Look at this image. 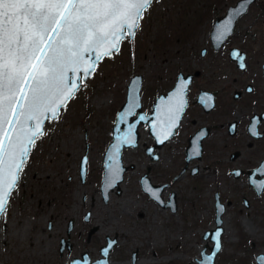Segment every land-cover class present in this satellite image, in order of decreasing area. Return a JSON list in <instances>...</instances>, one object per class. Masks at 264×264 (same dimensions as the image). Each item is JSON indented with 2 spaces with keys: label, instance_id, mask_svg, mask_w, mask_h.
I'll list each match as a JSON object with an SVG mask.
<instances>
[{
  "label": "rangeland",
  "instance_id": "1",
  "mask_svg": "<svg viewBox=\"0 0 264 264\" xmlns=\"http://www.w3.org/2000/svg\"><path fill=\"white\" fill-rule=\"evenodd\" d=\"M231 1L157 0L144 13L135 39L125 40L119 53L100 61L59 119H48L46 134L32 148L0 219V264H69L85 251L97 259L108 235L118 236L110 264H200L203 249L210 251L213 245L204 236L216 227V189L227 203L216 264L258 263L257 255L264 253V210L246 207L238 194L210 178H194L190 171L174 180L184 167L183 151L162 148L156 150L159 159L152 160L146 152L153 145L147 124L140 127L139 145L124 149L125 165L134 168L126 172L121 193L111 192L105 202L100 188L104 155L131 77L143 75V109L150 111L154 89L165 82L169 66L198 60L191 47L210 41L214 20ZM87 148L83 182L80 162ZM147 172L154 184H167L166 201L176 193L177 211L143 190L140 180ZM255 204L264 209V198ZM88 211L92 215L86 222ZM70 220L75 222L73 249L61 253Z\"/></svg>",
  "mask_w": 264,
  "mask_h": 264
},
{
  "label": "snow or ice",
  "instance_id": "2",
  "mask_svg": "<svg viewBox=\"0 0 264 264\" xmlns=\"http://www.w3.org/2000/svg\"><path fill=\"white\" fill-rule=\"evenodd\" d=\"M155 2L0 0V219L8 212L31 149L46 134L43 122L59 119L60 109L67 108L98 62L119 53L125 40L135 39L144 13ZM240 66L245 67L243 62ZM186 87L181 79L175 93L179 104L168 118V127L161 130L159 143L171 135ZM211 99L208 96L205 101ZM250 131L256 134L255 129ZM121 144L135 146L131 127L127 135L118 137L117 151ZM86 163L87 158L82 161V170ZM258 171L264 176V166ZM111 174L117 176L118 169ZM252 183L264 191V182ZM158 191H151L157 199ZM215 236L219 252L220 232ZM103 254L107 256V250ZM258 264H264V256L258 258Z\"/></svg>",
  "mask_w": 264,
  "mask_h": 264
},
{
  "label": "flooded vegetation",
  "instance_id": "3",
  "mask_svg": "<svg viewBox=\"0 0 264 264\" xmlns=\"http://www.w3.org/2000/svg\"><path fill=\"white\" fill-rule=\"evenodd\" d=\"M220 1L228 2V0ZM239 1L232 0L228 3L227 7L220 11L223 15L217 16L214 22L225 16L229 8L237 5ZM213 27L214 23L207 44L191 47L192 53L197 55L198 60L171 64L165 82H160L164 84L158 83L154 89L153 111L162 94L168 97V111L162 127L167 128L168 118L179 104V100L175 97L178 82L181 79L190 80L186 87V95L185 93L183 95V106L172 126L171 135L162 147L155 149V152L158 153L156 150L162 148L183 151L184 167L175 175L174 180L190 171L194 178L199 180L210 178L216 185H224L232 194L241 196L246 207L264 210L255 204L256 201L264 198V191H259L252 183L253 180L257 184L264 182V176L258 171L264 166V0H254L226 38L221 37L222 40L215 41L212 37ZM241 62L245 67L240 66ZM208 96L212 99L206 102L205 98ZM250 129H255L256 134L253 135ZM157 143L158 139L153 135V146ZM190 155L192 157L188 161ZM195 168L197 172L193 173ZM103 173L104 166L102 178ZM217 194L225 204L226 212L227 203L222 201L223 193L216 189L215 201ZM168 201L164 199L165 203ZM228 204H232V201ZM86 214L85 221L89 222L90 219H86ZM74 228L75 222L69 235L68 223L67 237H62L61 241L64 238L70 239L72 247L71 249L66 247L62 252L60 241L61 253L73 249ZM91 234H93L92 230ZM108 237L111 236L106 237L104 245L107 244ZM115 237L118 240V236ZM135 252L138 260L139 250ZM93 260L95 259L91 262Z\"/></svg>",
  "mask_w": 264,
  "mask_h": 264
},
{
  "label": "water",
  "instance_id": "4",
  "mask_svg": "<svg viewBox=\"0 0 264 264\" xmlns=\"http://www.w3.org/2000/svg\"><path fill=\"white\" fill-rule=\"evenodd\" d=\"M253 1L254 0H240L237 5L229 8L225 16L218 18L214 22L213 34H212L213 39L217 41L219 39L222 40V38H226L227 36H229L234 30L237 20L248 11V8ZM122 43L120 44V49L122 47ZM104 58H102L100 61H102ZM100 61L98 62L97 67ZM89 63L91 64L92 60H90ZM69 76L71 77L72 74L69 73ZM88 79L89 78L85 79L83 83H85ZM184 81L186 82L188 86V82L190 80H184ZM77 83L80 84V81L78 80ZM143 83H144V79H143L142 74H135L133 77H131L130 82L128 84L127 100L117 115V120L114 125V129H113V139L111 143L109 144L105 152V155H104V173H103V178L101 182V193H102V196L105 202L109 201L111 197V192L116 191L117 193H121L122 191L121 185L125 179V173L130 168H134L133 164L125 165V162L123 159L124 149L130 148L133 146L121 144L119 150L117 151L114 146L118 143V137L127 135L128 129L131 127L134 132V139H135L134 147H137L139 145V140L141 137L140 127L142 124H147L149 126L150 134L152 136L155 135L157 139H159V136L161 135V130L164 129L162 127H164V124H165L164 119L166 118L167 111H168V107H167L168 97L167 95L162 94L158 98L157 103L155 104L154 111H153V107L150 112H148L147 110H144L143 103H142V94H141ZM179 83L180 82H178L177 87H179ZM185 95H186V90H185ZM134 98H135V105H136L135 107H133ZM185 104H186V98H185ZM129 109H131V113H129ZM61 110L62 108L60 109L59 114ZM125 113H129V114L125 115ZM141 117H143V119H141ZM47 121L48 120H45L43 122L44 130H45V124ZM167 139H165L163 143L158 142L157 145H154V146L151 145L146 148V151L151 159L157 160L159 158V154L155 152V149L162 147ZM191 157H192L191 155L188 157V161H190ZM85 158H87V163L83 165V170H82V161ZM88 164H89V150L87 149L80 163V176L83 182H85L87 178ZM117 169H118V175L113 176L111 173ZM183 172H185V169L183 170ZM196 172H197V168L193 170V173H196ZM141 185H142L143 190L147 192L151 198L155 199L160 204L165 205L166 207H171V209L174 212L177 211V199H176L175 193L171 195L168 203L164 202L163 192L167 184H160V185L154 184L151 181V178L149 177L148 173H146L141 178ZM150 190L151 191L159 190L158 191L159 199L153 197ZM216 200H217L216 201V227L213 229L207 230L204 236L206 239L209 238L213 242V245L210 247V251H207V247L203 249L202 257L198 259V262L200 264H216V258L219 255V252L221 251V250L219 252L216 251L217 238L215 236V233L217 231L220 232L219 240H220L221 249L223 246V234L225 232V228L223 227V222H224L223 215L225 213L226 207H225V204L221 202L219 194H217ZM221 209L223 210L221 211ZM90 217H91V211H88L86 214V219L89 220ZM73 227H74V221L71 220L69 222V229H68L69 235ZM95 230L96 229H93L92 233H94ZM117 242H118L117 237L115 238L108 237L107 244L101 247L102 256L100 258H97L91 262L92 258L89 252H84L82 254V257L74 258L69 264H101V262L105 260L108 261V264H110L109 257L115 245L117 244ZM66 247L71 249L72 245H71L70 239L64 238L61 241V251L63 252ZM104 250H107L108 252L107 256L103 254ZM262 256H264V254H260L258 258ZM209 257L210 259H208ZM136 260H137V252H135L133 255V262L135 263Z\"/></svg>",
  "mask_w": 264,
  "mask_h": 264
},
{
  "label": "bare ground",
  "instance_id": "5",
  "mask_svg": "<svg viewBox=\"0 0 264 264\" xmlns=\"http://www.w3.org/2000/svg\"><path fill=\"white\" fill-rule=\"evenodd\" d=\"M147 263H148V264H149V263H152V261H149V262H147Z\"/></svg>",
  "mask_w": 264,
  "mask_h": 264
}]
</instances>
